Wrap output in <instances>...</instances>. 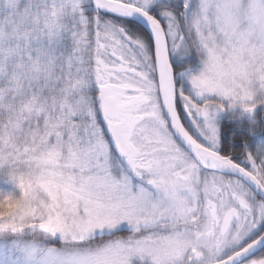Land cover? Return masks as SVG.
<instances>
[{
    "label": "snow or ice",
    "instance_id": "6c2138e0",
    "mask_svg": "<svg viewBox=\"0 0 264 264\" xmlns=\"http://www.w3.org/2000/svg\"><path fill=\"white\" fill-rule=\"evenodd\" d=\"M0 264H264V0H0Z\"/></svg>",
    "mask_w": 264,
    "mask_h": 264
}]
</instances>
